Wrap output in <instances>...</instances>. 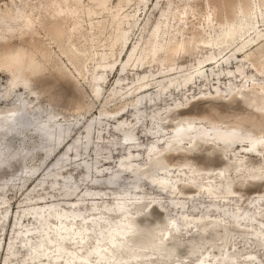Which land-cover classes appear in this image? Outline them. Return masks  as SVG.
<instances>
[{
    "label": "rangeland",
    "instance_id": "obj_1",
    "mask_svg": "<svg viewBox=\"0 0 264 264\" xmlns=\"http://www.w3.org/2000/svg\"><path fill=\"white\" fill-rule=\"evenodd\" d=\"M12 1L0 0V14L6 6L16 9ZM14 1L19 3V0ZM84 1L88 2V0ZM226 1L111 0L113 10L110 13L100 9L101 14L92 17L95 23L104 22L102 25H107L99 35L93 36L92 31L75 30L72 36V42L78 50L89 49L90 53L103 52L106 49L103 46L108 44L107 40L111 32H114L110 24L115 13L123 8L124 13L131 16L133 27L129 33L128 49L121 53L120 47H115V56L109 59L116 63L115 67L105 73V82L100 81V97L97 99L93 95V76L100 70L95 67V63L88 62L87 72L79 75L75 71L58 44L47 35L51 23L50 14L52 12L50 10L42 9L41 20L45 23V28L37 21L39 19L37 13L29 14L34 23L28 27H24L23 23L16 18L17 13L13 14L15 20L6 18V21H3L0 15V58L6 54L25 52L39 64L36 70H30L28 73L31 88L29 91L19 87L10 89L13 78L9 71L13 70V67H0V155L15 149L25 153L22 162H17L9 157L8 170L0 174L4 185L0 194L8 201L5 207H0V218H2L0 221L2 230L0 232V264L5 257L4 248L15 234V230L21 232V234H15L17 239L12 242L19 252L18 259L23 260L21 264H34L26 255V247L28 248L30 244L36 245L39 241L38 237L45 233L44 229L47 227L43 229L36 222L37 218H41L39 213L42 211L39 206L35 208L31 204L44 203L46 205V203L57 202L59 210L73 206L81 218L91 219L105 208L114 209L115 206L112 203L115 199L124 197L127 192H129L128 198L136 203L129 209V217L138 220L137 229L140 231H136L137 235L143 238L145 236L143 230L147 228L151 229L154 234L150 249H144L143 244L133 245L135 253L145 256L140 260V264H251L248 262L251 259V254L255 256L252 259H256L258 264H264L263 242L250 234L253 229L241 226V230L237 231L229 221L222 220L233 213L238 216L244 212L252 214L250 209L255 204L264 203V161L258 157L245 155L243 146H248L250 140L242 139L227 152H224L218 145L204 144L200 140L196 141L195 149L188 147L189 143L186 140L183 149L163 150L164 142L161 141L159 143L161 150L158 154L160 166L189 164L186 166L187 168H181V170L185 169L187 174L184 171L179 172L178 167L173 168L169 174L175 177L173 180L176 184L175 192L177 191V193L175 194H162L145 180L140 182L139 189L133 191L131 189L132 176L125 172L120 175L115 184L107 185L109 178L107 173L116 172V162L126 151L120 145V135L123 133L115 130L114 126L115 123L120 125L119 121L114 118L110 119L111 116L101 115V113L119 112L125 105H127L126 111L142 107L135 112L140 117L144 116L139 124L134 122L131 125L138 137V149L140 150L139 155L136 154L134 158L133 156L131 158L136 166L145 163L147 159L145 151L149 145L155 143L154 136L158 138L163 135L168 138L172 136L173 120H177V118L189 119L197 123H208L207 125L216 123L220 125L223 132L227 128L239 127L242 129L238 131L239 134L241 136L249 134V139L264 136V75H259L253 67L264 64V57L258 61L255 60L260 54L259 45L252 44L246 50L247 53H241L238 49L242 45L240 41L226 51L223 58L217 57L219 60L217 65L200 69L205 78H197L200 75L197 72L200 68L198 62L214 56L211 50L215 49V47L196 43L204 38V30L209 31L208 26L204 27V19L209 15L211 18L212 16L215 19L218 16L220 18L225 12L224 2L226 4ZM232 1L238 3L240 0ZM242 1L247 2V0ZM250 1L258 4L262 0ZM233 11H237V9H233ZM168 12H170L169 18L172 22L166 29L169 32L168 38L175 37L177 42L184 43L189 47L196 43L197 48L178 54L174 63L164 61L166 54L162 52L154 59H149L150 64H145L141 68L125 67V63L122 62L127 60L128 50L135 44H139V49L144 48L149 31L161 16ZM179 16H182V21H179ZM84 21V26L89 29V18L85 17ZM76 22L78 20L73 19L68 24L74 27ZM257 30L264 31V25L261 24ZM92 39L95 41L92 42ZM138 51L140 52V50ZM215 53L218 52L215 50ZM247 56H249L248 59ZM243 63H246L247 78L245 79L244 76L238 77L237 66ZM192 75H194V84L189 83L186 88L178 86L177 82H182L183 77ZM143 76L149 77L151 85L147 90L150 91L148 94L138 95L140 92L135 93L133 90L143 83L142 80H139ZM229 77L232 79L228 80ZM163 86L168 87L167 95L162 94L164 91L161 87ZM117 87L123 89L117 90ZM181 89L183 90L181 91ZM129 90L131 93L127 95ZM4 91L8 94L7 96H4ZM169 91L171 92L169 93ZM116 95L118 96L116 97ZM158 97H162V99L154 103L153 106L146 102L141 103ZM107 101L110 103L106 104ZM175 103L178 107H171V104ZM24 104L29 107L27 112L22 110ZM169 109H171L170 114L167 115L169 120H161V126L152 130L153 125H149L148 122L151 114L156 116L157 113ZM15 112L28 117L30 128L9 131L14 123ZM124 113L125 110L120 111L116 117H119L120 121H128V123L135 119L132 112ZM88 121H93L89 139L83 135V127ZM41 124H45L54 135L58 128L63 130L70 128L71 135L65 143L74 138L78 139V148L69 150L64 160L56 167H53L52 164L64 154V148L59 146L54 149L55 142L45 140V137L36 131V127ZM157 131L158 134L153 135ZM88 140L89 143H87ZM214 143L218 142L214 141ZM50 147L53 148V152L47 154V149ZM163 156L167 158L168 162L164 161ZM84 166H88L90 169L86 176L84 175ZM23 168L36 169V176L25 180L20 179L18 174ZM143 168H141L143 175H158L160 173L152 164ZM98 169L102 171L99 177L96 174ZM220 170L226 175V182L216 175ZM193 173L198 179L195 181V186L187 188L185 182L180 180V176L189 179ZM42 174L46 175L45 182L36 186L35 181ZM55 182L58 184L53 186ZM196 185L208 186L212 191L211 195L207 197L205 195L207 190H198ZM225 185H230L233 193L228 198L222 199L221 191L225 190ZM28 190H32L30 198L23 203ZM67 191L71 193L69 196L66 195ZM87 191L90 196L84 198L83 192ZM40 197L43 198L40 199ZM73 200L78 202L71 204ZM153 201L161 206L157 208L154 203L149 204L147 212L150 214L146 216L144 214L146 206ZM173 201L179 204L176 207L170 206ZM94 205L97 206V210H93ZM20 207H27V209ZM6 208H8V213H5ZM183 213L187 215V220L206 215L197 224L201 226L215 221L222 222L227 226L229 233L226 234L219 228L210 227L204 234V238L198 239L196 235L201 230L194 226L188 228L182 226L179 219ZM3 214L7 215L4 217ZM16 214L17 220H15ZM97 218L100 219L102 225L113 229L119 228L121 224L118 215L113 213ZM171 218L176 219L179 223V232L173 235L172 241L166 242L170 231L166 232L165 225ZM258 218L261 221L254 222V225L262 226L264 218ZM49 220L53 221L54 218L51 217ZM16 223L18 224L15 225ZM50 225L54 229V225ZM82 227L83 225L78 224L74 229ZM24 231L25 234H23ZM210 231L215 235H211ZM98 233L99 228L89 226L88 238L85 241L86 247L81 251L78 250L80 254L87 253L94 247V244L97 243ZM53 234L51 232V236ZM27 236L32 239L27 240L28 245L25 246L22 240H26ZM173 241H177L180 245V250L177 253L171 250ZM73 243L67 241L70 252L77 250V245ZM191 243L195 247V253L187 254L184 249ZM49 246L51 245L49 244ZM51 251L48 249L46 253L52 258L54 254ZM167 253L169 257L164 256ZM223 255L229 256L224 260L225 263L220 262ZM126 257L127 254H123L122 258L126 260ZM11 259L13 258L11 257ZM90 259L95 262L92 255H90ZM127 261H125L126 264H131V261L129 263ZM203 261H207V263Z\"/></svg>",
    "mask_w": 264,
    "mask_h": 264
},
{
    "label": "bare ground",
    "instance_id": "obj_2",
    "mask_svg": "<svg viewBox=\"0 0 264 264\" xmlns=\"http://www.w3.org/2000/svg\"><path fill=\"white\" fill-rule=\"evenodd\" d=\"M110 1L111 0H88V2L84 0H19V3H17L16 1L13 0L12 4L14 5V7H16V9L6 6L5 10H1L2 14L0 15L3 21H6V18L10 20H15V16L13 14L17 13L18 16L16 18H18L23 23L24 27H28V26H32L34 23L29 17V14L32 13V15H35V13H37L39 15V19H37V21H39L41 26L44 27L45 23L41 20L42 9L50 10L52 12L50 14L51 23L48 28L47 35L51 38L52 41L58 44V47L65 55L67 61L74 67L75 71L79 75L87 72L88 62L95 63V67L98 70H100L98 74H94L93 76V82H94L93 95L94 98L97 99L100 97V90H101L99 85L100 81H102V83L105 82L106 80L105 73L108 70H113V68L115 67L116 63L109 60L110 58L115 56L116 53L115 47L119 46L121 53L124 50L128 49L127 45L130 40L129 33L133 27V22H131L130 20L131 16L124 13L123 8H120L115 13L112 23L110 24L111 27L114 29V32H111L110 37L107 40L108 44L106 46H103L108 51L106 49H104L103 52L96 51L94 53H90L89 49L85 51H80L73 44L72 36L75 30L92 31L93 36L99 35L100 32L107 27V25L103 26L102 24H104V22L95 23L92 17L100 15L101 14L99 12L100 9H103L108 13H110L113 10ZM224 6H225V10H224L225 12L220 18L219 16L216 19L213 18V16L211 18V16L209 15L204 19V27L208 26L209 31L206 32L204 30V38L200 40V42L197 41L196 43L197 44L201 43L203 46H207V47H215V49L212 48L211 50L214 56L204 61L200 60L198 62V67L200 68H198L197 72L198 74L200 73V75H198V77L196 76L197 78H201V79L205 78V76L202 75V71L200 69L204 67H214L215 65H217L219 61L217 57L221 56V58H223V54L226 51H228L232 46L239 43L240 41L242 45L238 49L241 53H247L246 50L249 48V46H251L252 44L254 45L257 44L259 45L258 51H260L259 52L260 54L256 57L255 60L258 61L260 58L264 57V31L257 30V28H260L261 24L264 25V0H262L258 4L253 3L250 0H247V2H243L242 0H240L238 3H235L232 0H227L226 4L224 2ZM233 9H237V11H233ZM169 16H170V12L164 13L161 16L160 20L155 24V26L152 27L151 31H149L148 39L145 42L144 48L139 49V44H135L134 46L131 47V49L128 50V53L126 55L127 60L122 62L125 63L126 65L125 67L141 68L145 64H150L148 62L149 59H154L159 53L162 52H165L166 54L164 61H172L174 63L175 58L177 57L178 54H181L184 51H189L197 48L196 43L192 47H189L184 43L177 42L175 37L168 38L169 32H167L166 29L169 28V26L172 24ZM85 17L89 18L88 21L89 29H86V27L84 26ZM73 19L78 20V22H76L75 24L76 26L74 27L68 24ZM179 21H182V16H179ZM252 35L254 36L252 37ZM94 41L95 40L92 39V42ZM138 50H140V52ZM215 50L218 52L217 54L215 53ZM95 57L97 58L95 59ZM248 57L249 56H247L246 58L248 59ZM38 65L39 64L35 61V59L32 56L27 55V53L25 52H18L16 54H6L4 57L0 58V67H7V68L13 67V70L9 71L11 77L13 78V80L11 79L12 82L10 89H15L16 87H19L26 91L31 90L29 86L30 81L28 78V73L30 70L31 71L34 69L36 70ZM253 67H255V71L258 72L259 75H264V64L259 65L258 67L256 66ZM237 68L239 72L238 77L244 76V79L247 78L246 63L237 66ZM193 77L194 75L189 77H183L182 82L180 81L177 82L179 83L178 86L180 87L183 86L186 88L188 87L189 83L194 84L195 81ZM230 79H232V77L228 78V80ZM139 80H142L143 83H141L137 88H134L133 91L135 93L140 92L138 95L148 94L150 90H147V88H149V86L151 85L149 77L143 76L140 77ZM161 88H163L164 91L162 94L167 95L168 93L166 91L168 87L163 86ZM122 89H123L122 87L121 88L117 87V90H122ZM182 90L183 89H181V91ZM170 92L171 91H169V93ZM130 93L131 92L129 90L127 95H129ZM7 95L8 94H6L5 92L4 96ZM118 95H116V97ZM162 97L160 98L158 97L156 99H150L148 101H142L141 103L144 104L146 102L153 106L154 103L160 101ZM109 103L110 101L106 102V104ZM171 107H178V105L177 103L171 104ZM28 109L29 107L24 104L22 110L27 112ZM140 109H142V107H135L134 109H128V111H126L127 105H125L124 108L119 110V112L125 110V113L132 112L133 115H135V119L132 120L131 123H128V121L126 122L120 121L119 117H116L119 112L101 113V115L102 114L108 115L111 116L110 119L114 118L119 121L118 123L120 125L115 123L114 126H115V130L123 133V135H120L121 138L120 145H122V147H124V150L126 151L125 154L119 157V160L116 162V166H115L116 172L112 174L107 173V175L109 176L107 180L108 186L115 184L116 180L120 177V175L125 172L131 174L132 176L133 184L131 189L133 191L139 189L140 182L142 180H145L146 183H148L156 191L162 194L177 193V191L175 192L176 184L173 182L175 177L170 176L169 174L173 171L172 169L176 167L179 168V172L184 171V173H186V170L185 169L181 170V168H187L186 166H188L189 164L184 163L181 165L178 164L169 165L168 167L160 166V158H158L159 157L158 154L160 153L161 150V147L159 145L161 141L164 142L163 150L166 149L169 150L173 148L180 149L184 146L183 144L186 140H188L189 143L187 146L195 149L197 145L195 144L197 143L196 141L200 140L204 144L208 143V144L218 145L224 150V152H227L230 149H232L233 146L236 143L240 142L242 139L250 140V144L248 146H243L245 155L258 157L264 161V136H258L257 138L254 137L249 139L250 138L249 134H247L246 136H241L239 134L238 131L242 130L239 127L227 128V130L223 132V129L220 127V125L216 123H211L210 125H207L208 123L207 124L203 122L197 123L189 119L177 118V120L176 119L173 120L174 122L172 126L173 127L172 136L170 138L164 135L159 138L154 136L153 139L155 140V143L149 145L145 151V154L147 156L145 163L142 164L141 166L140 165L136 166L134 165L131 158L132 156L134 158L136 154L139 155L140 150L138 149L139 147L137 141L138 137L135 133V130L131 128V125L134 122L135 124H139L142 121V118H144V116L141 115L140 117L135 112V110L139 111ZM170 111L171 109L166 110L165 112L162 113L156 112L157 113L156 116H152L151 114L150 119H148L149 125H153V128L151 129L156 130V127L161 126L160 125L161 120H165V121L169 120L167 119L168 118L167 115L170 114ZM15 114L16 116L14 119V123L9 129L10 132H13L15 130H21L28 127L30 128L31 125L26 115H20L18 114V112H15ZM161 117H165V118H161ZM92 125H93V121H88L83 127L84 130L83 135L87 139H89L90 137ZM36 131L42 134L45 137V140L50 142L54 141L55 142L54 149H56L59 146L60 148H64V154L61 157H59L57 160H55V162L52 164L53 167H56L62 160H64V157L69 150H74L78 148L77 138H74L73 140H70L68 143H65L66 140L71 135L70 128H67V130L58 128L56 135H54L49 130V128L45 126V124H41L36 127ZM156 134H158V131L155 132L153 135ZM149 138L151 139V137ZM214 141H217L218 143H214ZM87 143H89V140ZM52 152H53V148L50 147L47 149V154H51ZM9 157L13 158L17 162H22L23 159L25 158V153L19 151L18 149H15L7 154H1L0 174L1 172H6L8 170ZM148 164H152V166L156 168V170L160 173L158 175H148V174L143 175L141 172L142 171L141 168L147 166ZM89 171H90L89 167L84 166L85 176L88 174ZM101 172L102 171L98 169L96 173L98 177L100 176ZM36 174H37L36 169L23 168V170H21V172L18 174V177H20V179L22 180L23 179L25 180L35 177ZM216 175L222 181L224 180L226 182L227 177L222 170L218 171ZM0 177L2 178L1 175ZM45 177L46 175L44 174L39 176L38 179L35 181L36 186L42 185L45 182ZM197 179L198 177L194 175V173L193 176L189 177V179H184L182 178V176H180V180L185 182L187 188H192ZM57 184L58 183L55 182L53 186H56ZM229 186L227 185L226 187H224L225 190L221 191L222 199L228 198V196L233 193V190ZM3 187L4 185L2 184V180L0 179V192H2ZM197 189L201 191L206 189L207 193H205V195H207V197H209V195H211L212 193L211 189H209L208 186L198 185ZM31 191L32 190H28V192L25 194L23 203L29 200ZM133 191L131 192L133 193ZM70 194L71 193L69 191L66 192L67 196H69ZM125 194L126 195L124 197L115 199L114 203H112V205L115 206L114 209L105 208V210H103L99 214L94 215V218L91 219H88L86 217L81 218V215L77 213L76 208L73 206H70L69 208H65V210L64 209L59 210L58 209L59 205L57 202H52L51 204L46 203V205L44 203L31 204V206H34L35 208L39 206V208L42 211L41 213H39L41 218H37L36 222L39 223L40 226L43 227V229L45 227L47 228L44 229L45 233L40 237H38L39 241L37 242L36 245L30 244L28 248L26 247V251H25L26 255L30 257V260L33 261L34 264H41V262H43V264H104L107 262H109L110 264L112 263L126 264L125 263L126 260H128L127 261L128 263L129 261H131V264H140L141 263L140 260H142V258H144L145 256L138 255L137 253H135L133 245L143 244L144 249H150L154 240V234L151 229L147 228L143 230L145 231V236L143 238H140L139 235H137L136 231H140L137 229L138 220L129 217L130 216L129 209L132 206H135L136 203L132 202V199L128 198L129 192ZM87 196H90L89 191L85 193L83 192V197L86 198ZM42 198L43 197H40V199ZM77 202L78 201L73 200L71 204H76ZM7 203L8 201L4 198L2 194H0V207H5ZM153 203L157 208L161 206L159 203H156L155 201L148 203L144 211V214L146 216L150 214L149 212H147V208L149 207L148 205ZM177 204L179 203L173 201L170 203V206L176 207ZM20 208L27 209V207H20ZM50 209H53V211H50ZM93 210H97V206L94 205ZM250 210H252L250 211L253 212L252 214H250L249 212H244L240 216H238V214L236 213H233L227 215L228 216L227 218H222L221 216L218 217L222 218V220L229 221V223L232 224L234 226V229H236L237 231L241 230L240 228L241 226L253 229L251 230L250 234L255 238L261 239L263 242L262 246L264 247V224H261L262 226H259L257 224L254 225V222L261 221V219H259L258 217L264 218V203L263 204L259 203L258 205L255 204L253 208ZM5 213H8V208H6ZM110 213L118 215V219L121 223L119 228L113 229L112 227H109L107 225H102L100 219L97 218L103 215H109ZM17 214L15 216L16 218L15 220L18 219ZM6 215L7 214H3L4 217ZM51 217L54 218L53 221L49 220V218ZM205 217L206 215H201L191 220H187V215L183 213L182 217L179 220L181 221L182 226L186 228L194 226L198 230H201V232H197L196 238L198 239H203L204 234L208 232V228L210 227L214 229L219 228L221 229V231L226 232V234L229 233L227 230V226L224 225L222 222L215 221V222L207 223V225L202 224L201 226L197 224L199 220ZM1 220L2 218H0V221ZM17 224L18 223H16L15 225ZM50 224L54 225V229ZM78 224L83 225V227L74 229V227ZM89 226L99 228L97 243H95L94 247L91 248L90 251H88L87 253L80 254L78 250L81 251L86 247L85 241L88 238L87 232ZM165 226H166V232L170 231L169 237L166 239V242H170L173 239V235H176L179 232V223L177 222L176 219L171 218L168 219ZM1 231L2 230L0 229V232ZM14 232L15 234H21V232L18 230H15ZM51 232L54 233L53 236H51ZM211 232L212 231H210L209 233ZM15 234H13V237L10 238L9 242H7L4 248L5 257L1 262L2 264H9L10 262L11 264H21V262H23V260L18 259L19 252L15 249L12 243L15 242V240L17 239ZM23 234H25V231L23 232ZM211 235H215V234L211 233ZM31 239L32 237L27 236L26 240L23 239L22 242L25 244V246H27L28 245L27 240H31ZM67 241L74 242L73 244L77 245V250L75 252L68 251ZM49 244L51 246H49ZM48 249L52 250L51 253L54 254L52 258L50 255L46 253ZM171 250L172 252L175 253H177L178 250H180V245L178 244L177 241L172 242ZM184 251H186L187 254H194L195 247L191 243L189 246H187L184 249ZM123 254H127L126 260L125 258H122ZM90 255H92L95 262L91 261ZM164 256L169 257V254L167 253ZM11 257L13 259H11ZM228 257L229 256L227 255H223L222 258L220 259V262L225 263L224 260ZM252 257L255 256L251 254L250 255L251 259L248 262L251 264H258L256 262V259H252ZM203 262L207 263V261H203Z\"/></svg>",
    "mask_w": 264,
    "mask_h": 264
},
{
    "label": "water",
    "instance_id": "obj_3",
    "mask_svg": "<svg viewBox=\"0 0 264 264\" xmlns=\"http://www.w3.org/2000/svg\"><path fill=\"white\" fill-rule=\"evenodd\" d=\"M198 146H199V145H198ZM163 159H164V161L168 162L167 158H165L164 156H163Z\"/></svg>",
    "mask_w": 264,
    "mask_h": 264
}]
</instances>
